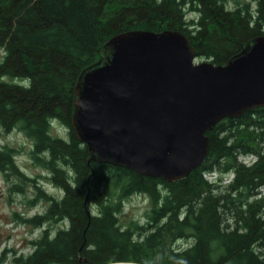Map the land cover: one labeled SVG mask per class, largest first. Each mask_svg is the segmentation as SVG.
Wrapping results in <instances>:
<instances>
[{"label": "trees", "instance_id": "trees-1", "mask_svg": "<svg viewBox=\"0 0 264 264\" xmlns=\"http://www.w3.org/2000/svg\"><path fill=\"white\" fill-rule=\"evenodd\" d=\"M167 29L183 32L197 57L225 64L264 35V0H0V127L30 139L33 161L62 191L44 192L19 170L15 148L0 149V172L29 180L47 202L20 217L42 229L16 264H264V106L217 122L202 164L171 182L90 160L72 128L77 78L102 45L128 30ZM211 171L215 182L204 177ZM134 194L149 201L142 224L120 219Z\"/></svg>", "mask_w": 264, "mask_h": 264}, {"label": "water", "instance_id": "water-1", "mask_svg": "<svg viewBox=\"0 0 264 264\" xmlns=\"http://www.w3.org/2000/svg\"><path fill=\"white\" fill-rule=\"evenodd\" d=\"M79 74L72 128L90 160L159 177L185 178L202 164L210 130L264 106V35L225 64L195 61L178 30L111 36Z\"/></svg>", "mask_w": 264, "mask_h": 264}, {"label": "rangeland", "instance_id": "rangeland-1", "mask_svg": "<svg viewBox=\"0 0 264 264\" xmlns=\"http://www.w3.org/2000/svg\"><path fill=\"white\" fill-rule=\"evenodd\" d=\"M236 1L252 2L253 0H228V6H234ZM191 15V13H187L188 17ZM2 55L3 52L0 49V60ZM204 60L208 59L204 57L195 59V61ZM51 133L64 137L66 129L53 122ZM4 145L16 149L14 159L19 170L30 178H36L44 192L57 198L62 195V191L47 180V172L33 161L30 155L32 143L23 132L18 129L5 132L0 127V149ZM206 176L209 177L207 174ZM14 185H18L20 190L15 189ZM260 191L264 193V186L260 188ZM35 192L36 190L29 180L23 181L16 176L0 172V264H16L13 257L18 253H29L31 251L29 240L38 235L42 229L35 228L20 218L29 217L45 210L47 202L43 199H35ZM29 200H34V203H30ZM148 208L147 197L142 194H134L124 200L120 219L121 221L132 219L142 224L145 222V212ZM59 224L50 223L49 225L52 230H55ZM185 243V241H179L180 245H185Z\"/></svg>", "mask_w": 264, "mask_h": 264}]
</instances>
